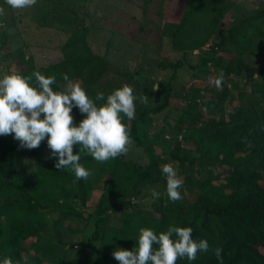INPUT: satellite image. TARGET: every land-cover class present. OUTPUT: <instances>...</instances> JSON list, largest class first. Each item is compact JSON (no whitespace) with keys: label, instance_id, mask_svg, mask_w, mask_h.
I'll list each match as a JSON object with an SVG mask.
<instances>
[{"label":"rangeland","instance_id":"obj_1","mask_svg":"<svg viewBox=\"0 0 264 264\" xmlns=\"http://www.w3.org/2000/svg\"><path fill=\"white\" fill-rule=\"evenodd\" d=\"M200 1L37 0L31 7L13 9L0 0V8L4 9L0 14V75L31 74V68L41 72L40 68L69 58L81 69L79 79L72 82H78L94 96L97 92L106 96L127 83L136 96L146 98L135 102L136 116L161 101L158 83L171 76V63L183 55L187 60L178 69L169 105L139 122L141 136L161 160L160 172L165 163L177 170L183 181L182 198L168 199L162 174L143 180L138 192L133 188L130 177L134 167L147 166L150 161L131 136L133 118L124 117L130 141L122 157L101 163L81 154L80 163L91 170L87 179L36 173L34 159L21 158L17 168L0 175V180L7 178L22 184L37 200L51 207L43 213L26 204L0 207L3 224H29L38 232L25 264H93L94 259L103 264H119L112 255L114 249H131L141 228L162 232L172 221L173 209L179 212L181 206L187 207L196 199L201 188L193 183L192 176L202 181L207 173L194 172L197 166L182 155H172L171 149L176 140L183 143L184 149L195 147L202 127L188 116L198 112V102L210 95L208 88L216 86L212 81L221 70L215 63L195 68L188 64L196 65L213 53V46L218 47V57L225 63L244 60L256 66L264 64V0H203L202 8L187 15L173 38L171 33L182 21L185 8H193ZM53 5L64 14H68L66 6L73 9L79 16L78 24L51 21ZM223 38L227 40L221 42ZM85 82L91 84L87 86ZM228 82L235 93L251 85L236 75ZM36 148L55 161L47 137ZM218 160L215 158L213 170L225 176L227 171H223ZM114 180L122 185V190L106 200L105 192L109 185L115 187ZM153 191L159 195L153 197ZM67 209L81 215L64 218L61 212ZM98 218L102 229L90 245L87 238L95 232Z\"/></svg>","mask_w":264,"mask_h":264},{"label":"trees","instance_id":"obj_2","mask_svg":"<svg viewBox=\"0 0 264 264\" xmlns=\"http://www.w3.org/2000/svg\"><path fill=\"white\" fill-rule=\"evenodd\" d=\"M202 1L193 8H185L182 21L173 28L171 33L173 38L183 27L187 15L202 8ZM57 7L53 5L50 9L51 21L62 23L75 21L78 24L79 16L73 9L66 6L68 14H64ZM224 10L225 7L221 8V13ZM226 40L223 38L221 42ZM212 50L213 53L201 58L196 65L188 64L195 68L215 63L224 73L220 87L208 88L210 95L199 101L198 106L196 103L198 112L195 116H188L190 121L202 127L201 136L193 149H184L183 143L178 140L171 149L172 155H182L191 165L197 166L194 172L203 171L207 176L202 181L199 177L192 176L193 183L201 188L200 192L187 207L181 206L179 212L173 209L172 221L169 220L163 231H166L170 224L190 226L194 239L205 238L209 243L208 251L198 252L196 259L189 261L186 257L178 258L176 264H264V64L256 66L244 60L225 63L218 57L220 52L218 47L213 46ZM186 62V56L183 55L171 63L173 68L171 76L158 83L157 93L161 101L149 109H143L132 119L131 136L150 158L147 166L138 165L133 169L134 174L130 179L136 192L143 180L161 176L159 168L161 160L154 147L141 136L139 122L149 113H158L169 105L178 69ZM31 70L37 71L33 68ZM40 71L45 75H54L55 82L52 87L60 91L66 89L63 88L64 85L67 87L70 82L78 80L81 76L80 67L69 58L42 67ZM29 74L30 72L24 75ZM232 75L244 78L247 84H251L250 88L233 92L228 82ZM84 84L88 86L91 83ZM88 94L95 97L91 92ZM72 114L73 122L76 123L84 115L75 107ZM123 155L124 153L119 156ZM21 158L34 159L36 173L73 178L74 173L71 170L56 169L54 160L44 157L36 147L21 148L18 140L12 135H0V175L17 168ZM215 158L219 159L223 171H227L225 176L213 170ZM216 180L218 183L214 182ZM114 183L115 187L109 185L105 192L106 200L119 195V191L122 190L120 183L116 180ZM156 201L157 208L161 199ZM0 204V207L4 208L26 204L30 209L42 213L51 208L37 200L22 184L7 178L0 180ZM3 214L4 212H0V257L8 256L14 264H25L28 252L36 243L38 232L35 226L29 224L10 221L3 224L1 219L4 217ZM79 215L81 212L68 209L61 212L64 218ZM96 223L95 232L87 238L90 245L97 240L102 229L100 218ZM216 247L222 249V261H217L214 255L213 250ZM92 263L103 264L98 259H94Z\"/></svg>","mask_w":264,"mask_h":264},{"label":"clouds","instance_id":"obj_3","mask_svg":"<svg viewBox=\"0 0 264 264\" xmlns=\"http://www.w3.org/2000/svg\"><path fill=\"white\" fill-rule=\"evenodd\" d=\"M13 9L31 7L37 0H5ZM4 12L0 8V14ZM27 59V57H25ZM224 78L221 71L212 81L220 87ZM65 76V80H67ZM54 75L33 71L29 75L8 73L0 75V135L12 134L22 148L38 147L47 137L50 155L56 157V169H69L76 178L87 179L91 170L80 163L82 153L97 162H105L128 151L130 130L124 117L132 119L136 101L146 98L134 94L133 88L125 83L106 96L97 92L91 97L78 83L70 82L63 91L54 90ZM97 101H103L97 103ZM75 107L83 118L73 122ZM78 150L73 151V146ZM165 177L166 193L170 201L182 198L180 186L183 181L171 163L161 167ZM159 194L152 192L153 197ZM209 249L207 239L196 240L190 226L170 224L166 231L157 234L151 228H141L138 239L131 248L117 247L113 257L119 264H176L178 258L196 259L198 252ZM214 255L222 261L220 247ZM0 264H14L8 256L0 257Z\"/></svg>","mask_w":264,"mask_h":264}]
</instances>
